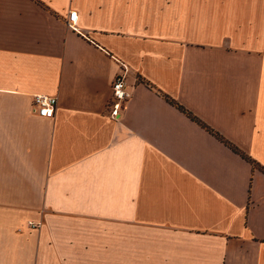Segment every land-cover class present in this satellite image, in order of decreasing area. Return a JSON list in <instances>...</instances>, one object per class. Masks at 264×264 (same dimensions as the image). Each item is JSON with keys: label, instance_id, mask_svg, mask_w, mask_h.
<instances>
[{"label": "crops", "instance_id": "0c3cea01", "mask_svg": "<svg viewBox=\"0 0 264 264\" xmlns=\"http://www.w3.org/2000/svg\"><path fill=\"white\" fill-rule=\"evenodd\" d=\"M0 264H264V0H0Z\"/></svg>", "mask_w": 264, "mask_h": 264}, {"label": "built area", "instance_id": "2783aa9c", "mask_svg": "<svg viewBox=\"0 0 264 264\" xmlns=\"http://www.w3.org/2000/svg\"><path fill=\"white\" fill-rule=\"evenodd\" d=\"M78 16L76 12H70L69 25L75 28ZM131 93L127 89L125 76H118L112 84V100L114 102V116H118L119 109L123 107L130 99ZM58 100L56 97L47 95H37L34 98V105L39 116L44 118H53L57 108Z\"/></svg>", "mask_w": 264, "mask_h": 264}, {"label": "trees", "instance_id": "16d2710c", "mask_svg": "<svg viewBox=\"0 0 264 264\" xmlns=\"http://www.w3.org/2000/svg\"><path fill=\"white\" fill-rule=\"evenodd\" d=\"M171 103H173V100L171 101ZM180 109H182L183 110V108L182 107H179ZM220 140H223V138H221L219 135H216ZM224 141V140H223ZM227 145H229L230 146V144L229 143H227L226 141H224ZM233 148V150H235L236 152H238V153H240L239 152V150H237L236 148H234V147H232ZM243 155V157H245L247 160H249L250 162H251V159H249V158H247L244 154H242ZM251 163H253L254 164V162H251ZM255 165V164H254Z\"/></svg>", "mask_w": 264, "mask_h": 264}]
</instances>
